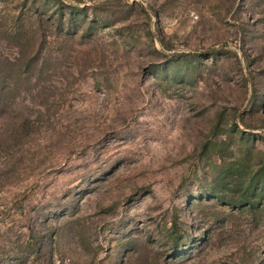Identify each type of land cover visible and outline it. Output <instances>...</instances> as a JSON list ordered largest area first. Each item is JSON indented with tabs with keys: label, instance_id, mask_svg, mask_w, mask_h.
Returning <instances> with one entry per match:
<instances>
[{
	"label": "rangeland",
	"instance_id": "rangeland-1",
	"mask_svg": "<svg viewBox=\"0 0 264 264\" xmlns=\"http://www.w3.org/2000/svg\"><path fill=\"white\" fill-rule=\"evenodd\" d=\"M0 264H264V0H0Z\"/></svg>",
	"mask_w": 264,
	"mask_h": 264
}]
</instances>
